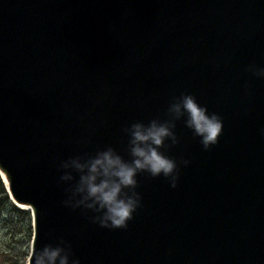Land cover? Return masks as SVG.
I'll return each mask as SVG.
<instances>
[{
  "label": "water",
  "instance_id": "95a60500",
  "mask_svg": "<svg viewBox=\"0 0 264 264\" xmlns=\"http://www.w3.org/2000/svg\"><path fill=\"white\" fill-rule=\"evenodd\" d=\"M264 0H0V176L32 219L30 253L61 239L80 264H264ZM194 95L223 121L204 150L183 119L161 149L175 188L138 174L126 229L66 207L62 160L113 147ZM190 163L184 165L182 160Z\"/></svg>",
  "mask_w": 264,
  "mask_h": 264
},
{
  "label": "clouds",
  "instance_id": "9594fccd",
  "mask_svg": "<svg viewBox=\"0 0 264 264\" xmlns=\"http://www.w3.org/2000/svg\"><path fill=\"white\" fill-rule=\"evenodd\" d=\"M247 71L264 78V67L250 64ZM166 118L155 117L147 124L136 121L122 128L128 136V153L131 159H124L113 147L98 150L94 155L72 156L62 160L60 180L73 181L63 201L66 207L91 210L97 215L90 217L102 228L126 229L133 214L141 207L138 174L151 177L163 176L175 188L179 179L177 161L161 149H170L179 143L174 131L176 122L183 119L194 136L200 137L204 150L219 143L223 131L221 117L209 113L206 106L197 102L194 95L181 93L169 102ZM184 165L190 161L182 160ZM35 264H80L73 258L71 244L61 239L53 246L47 244L35 254Z\"/></svg>",
  "mask_w": 264,
  "mask_h": 264
},
{
  "label": "trees",
  "instance_id": "16d2710c",
  "mask_svg": "<svg viewBox=\"0 0 264 264\" xmlns=\"http://www.w3.org/2000/svg\"><path fill=\"white\" fill-rule=\"evenodd\" d=\"M0 230L7 236L2 264H26L32 238V219L28 209L14 205L0 176ZM20 235L18 236V234Z\"/></svg>",
  "mask_w": 264,
  "mask_h": 264
},
{
  "label": "rangeland",
  "instance_id": "374dc122",
  "mask_svg": "<svg viewBox=\"0 0 264 264\" xmlns=\"http://www.w3.org/2000/svg\"><path fill=\"white\" fill-rule=\"evenodd\" d=\"M1 225V223H0ZM20 235V233L18 234V236ZM8 237L3 235V231L0 230V264H2L1 262L5 259L6 253H4V249H6V243L8 242ZM11 264V263H8Z\"/></svg>",
  "mask_w": 264,
  "mask_h": 264
}]
</instances>
